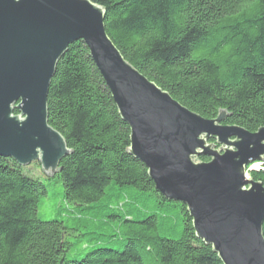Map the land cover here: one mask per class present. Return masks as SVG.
<instances>
[{
	"label": "trees",
	"instance_id": "16d2710c",
	"mask_svg": "<svg viewBox=\"0 0 264 264\" xmlns=\"http://www.w3.org/2000/svg\"><path fill=\"white\" fill-rule=\"evenodd\" d=\"M90 1L122 57L181 106L207 120L225 112L222 125L249 133L264 127V0ZM47 111L70 155L42 179L0 158V264H222L186 206L128 153L129 127L82 42L57 63ZM53 178L70 204L43 220ZM249 179L264 186V171ZM79 244L89 248L69 257Z\"/></svg>",
	"mask_w": 264,
	"mask_h": 264
},
{
	"label": "water",
	"instance_id": "95a60500",
	"mask_svg": "<svg viewBox=\"0 0 264 264\" xmlns=\"http://www.w3.org/2000/svg\"><path fill=\"white\" fill-rule=\"evenodd\" d=\"M103 21L90 0H0V158L60 171L70 151L48 123L47 95L57 63L82 42L156 190L186 206L222 264H264V186L246 175L264 161V127L249 133L222 125L225 112L207 120L181 106L122 57Z\"/></svg>",
	"mask_w": 264,
	"mask_h": 264
},
{
	"label": "rangeland",
	"instance_id": "374dc122",
	"mask_svg": "<svg viewBox=\"0 0 264 264\" xmlns=\"http://www.w3.org/2000/svg\"><path fill=\"white\" fill-rule=\"evenodd\" d=\"M25 173L34 179H42L43 172L36 163L24 167ZM57 179H52L49 185L48 195L42 201V205L38 210L39 217L43 220H50L56 214L55 209H60L61 207L66 208L70 203L62 200L60 193L62 192L61 183H56ZM75 235L69 237V242L73 245L75 243ZM87 246L82 244L74 245L69 248V257L73 254L83 253L87 251Z\"/></svg>",
	"mask_w": 264,
	"mask_h": 264
},
{
	"label": "built area",
	"instance_id": "2783aa9c",
	"mask_svg": "<svg viewBox=\"0 0 264 264\" xmlns=\"http://www.w3.org/2000/svg\"><path fill=\"white\" fill-rule=\"evenodd\" d=\"M257 170H262L264 171V161L263 162H256L249 166L246 170V175L249 177V172L250 171H257Z\"/></svg>",
	"mask_w": 264,
	"mask_h": 264
},
{
	"label": "bare ground",
	"instance_id": "6f19581e",
	"mask_svg": "<svg viewBox=\"0 0 264 264\" xmlns=\"http://www.w3.org/2000/svg\"><path fill=\"white\" fill-rule=\"evenodd\" d=\"M75 43H77V42H75ZM75 43H73V44H75ZM85 46V45H84ZM86 47V46H85ZM87 48V47H86ZM68 50V49H67ZM64 56V55H63Z\"/></svg>",
	"mask_w": 264,
	"mask_h": 264
}]
</instances>
